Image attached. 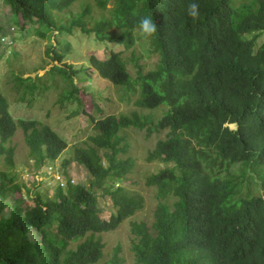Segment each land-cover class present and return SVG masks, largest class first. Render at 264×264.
Masks as SVG:
<instances>
[{
	"label": "trees",
	"instance_id": "trees-1",
	"mask_svg": "<svg viewBox=\"0 0 264 264\" xmlns=\"http://www.w3.org/2000/svg\"><path fill=\"white\" fill-rule=\"evenodd\" d=\"M1 1V10L24 34L34 27L50 39L77 27L94 35L109 46L104 60L89 58L100 78L132 93V63L139 93L135 106H166L167 111L153 124L152 117L136 111L96 122L87 115L96 134L91 143L75 148L73 161L91 175L88 186L68 181L51 198L40 193L30 198L19 182L17 131L23 132L36 170L54 163L68 142L47 124L13 117L0 90V264L103 260L101 235L115 231L145 204L139 193L117 187L135 166L122 136L129 128L148 136L167 131L146 157L163 165L146 178L160 202L151 225L132 224L134 264H264V0H242L238 6L232 0H196V19L185 13L189 0H113L111 9H106L111 0H91L97 19L90 0ZM76 4L81 5L77 13ZM149 14L157 33L145 39L133 29ZM3 36L0 24V49L12 43H3ZM115 44L121 51H114ZM136 46L147 57L157 56L151 70L137 64ZM54 48L50 44L48 55L60 65L49 70V81L61 76L65 86L59 103H76L72 114L80 115L77 74L86 70L65 64ZM129 50L130 58L125 56ZM11 81L21 94L19 102L32 101L35 79L14 75ZM107 208L111 212L104 217ZM119 252L115 249L102 264H124Z\"/></svg>",
	"mask_w": 264,
	"mask_h": 264
},
{
	"label": "rangeland",
	"instance_id": "rangeland-1",
	"mask_svg": "<svg viewBox=\"0 0 264 264\" xmlns=\"http://www.w3.org/2000/svg\"><path fill=\"white\" fill-rule=\"evenodd\" d=\"M232 1L235 6L242 3V0ZM112 2L113 0L107 4L106 9L112 8ZM89 4L93 11V18L97 19L98 7L96 3L90 0ZM1 6L3 5L0 0ZM80 6V4H76L72 10L75 13L80 12ZM0 24L4 26V31L8 36V38L3 36V43L5 41L7 44L12 42V46L9 45L6 49H0V90L6 93L11 114L16 119H32L47 124L68 142V148L54 163L36 170L33 161L29 158V149L24 141L23 132L20 129L17 131L13 143L17 148L16 163L20 174L19 182L27 186L30 198L34 193H40L51 198L56 187L58 185L64 186L68 181L73 184L82 183L88 186L91 175L85 168L73 161V153L76 147H83L91 143L90 138L96 134L94 122L109 115L130 114L136 111L141 115L152 117L154 120L150 124H153L167 111L166 106L156 110H143L135 106L139 93L135 83L137 74L132 63H129L133 79L132 93L113 84L110 85L100 78L98 72L91 68L89 58L94 56L104 60L109 52V46L105 45L104 42L97 41L94 35L89 36L77 27H74L72 32H64L50 39L36 34L34 27L27 29L26 34H24L12 22L11 14L6 10H1V8ZM58 41H61L60 47ZM50 44H53L57 52L64 55L63 62L65 64L71 65L77 71L80 68L86 70L77 74L82 80L79 97L83 102V113L80 115L73 116L72 114L77 110L76 103H59L60 93L65 86L61 76L55 74L51 82L49 81V77H51L49 70L55 65H60L58 61H53L48 55ZM13 49L16 50V55L12 54ZM121 49V46L114 47V51H121ZM133 50L139 56L137 64L144 66L146 71L151 70L157 64V56L147 57L148 54L145 53L142 46H136ZM129 55H131V50L125 52V56L130 58ZM14 75L35 79L38 90L33 94L32 101L19 102L17 100L21 94L13 90L14 81L10 82ZM39 78L42 81H37ZM42 88L47 89L43 90ZM25 97L28 99L29 94ZM87 115H91L94 122L88 119ZM231 128H235V126L231 125ZM166 133L165 130L159 134L154 133L148 136L145 131L134 128L125 129L122 132V136L129 146L126 156L134 160L135 166L128 175L127 182L123 185L118 184L117 187L122 192L139 193L145 204L141 211L124 221L115 231L101 235L105 248L104 258L99 264L109 260L117 248L120 251L119 255L124 259V264H134V255L131 252V243L135 238L131 231L132 224L147 223L151 225L154 221V212L160 202L156 196V189L146 185V178L163 168V165L159 162L150 163L146 157L148 151L153 149L159 140L166 137ZM26 192V188L22 187L20 194L28 201ZM102 206L106 208L104 203ZM110 212L107 208L104 217H108Z\"/></svg>",
	"mask_w": 264,
	"mask_h": 264
},
{
	"label": "clouds",
	"instance_id": "clouds-1",
	"mask_svg": "<svg viewBox=\"0 0 264 264\" xmlns=\"http://www.w3.org/2000/svg\"><path fill=\"white\" fill-rule=\"evenodd\" d=\"M185 13L187 16L191 17L192 19H196L199 16V9L196 0H189L187 7L185 9ZM133 31L137 32L138 35L147 39L152 37L154 34L157 33V27L153 22L152 16L145 15L142 16L134 26ZM117 46L121 44H115Z\"/></svg>",
	"mask_w": 264,
	"mask_h": 264
}]
</instances>
